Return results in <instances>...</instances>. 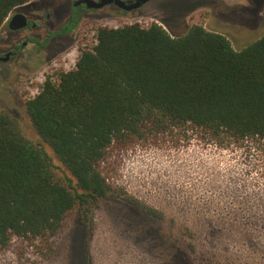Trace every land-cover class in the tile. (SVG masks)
I'll return each instance as SVG.
<instances>
[{
	"label": "rangeland",
	"instance_id": "1",
	"mask_svg": "<svg viewBox=\"0 0 264 264\" xmlns=\"http://www.w3.org/2000/svg\"><path fill=\"white\" fill-rule=\"evenodd\" d=\"M47 1L62 2L56 27L72 10L69 0ZM74 8L80 19L62 39L63 50L54 55L51 44L22 64L0 63V110L46 150L56 178L65 182L71 175L33 129L25 102L40 89L39 75L56 82L61 69L73 66L76 46L91 47L99 26L156 22L180 35L199 24L227 36L236 50L264 32V0H149L130 11L114 4ZM99 170L110 191L90 207L85 224L73 209L54 235L13 236L0 247V264H264V138H215L190 123L151 125L131 141H113Z\"/></svg>",
	"mask_w": 264,
	"mask_h": 264
},
{
	"label": "trees",
	"instance_id": "2",
	"mask_svg": "<svg viewBox=\"0 0 264 264\" xmlns=\"http://www.w3.org/2000/svg\"><path fill=\"white\" fill-rule=\"evenodd\" d=\"M28 1L0 0V25ZM79 19L73 8L62 30ZM95 40L25 102L33 129L71 175L66 182L17 118L0 110V247L13 236L54 235L73 209L85 224L90 207L110 191L99 170L106 149L148 126L190 123L215 138H264V32L236 50L227 36L199 24L171 35L156 22L134 21L99 26Z\"/></svg>",
	"mask_w": 264,
	"mask_h": 264
},
{
	"label": "flooded vegetation",
	"instance_id": "3",
	"mask_svg": "<svg viewBox=\"0 0 264 264\" xmlns=\"http://www.w3.org/2000/svg\"><path fill=\"white\" fill-rule=\"evenodd\" d=\"M32 1L30 0L23 4V6L25 5L24 10L12 9L8 17L0 25V63L2 64L8 63L10 60H12L11 66L22 64L21 62H26L27 59L33 58V55H37L38 52L43 53L51 44L54 45V55L60 52L64 48L61 46L62 39L70 36L74 30H62L63 26L69 22L73 8H86L84 3L75 4L77 0H69L70 4L67 7L72 10L69 11L68 15L65 16V19L58 26L54 27L52 21L56 17L55 14L64 9L62 2ZM114 7L117 6L114 5ZM117 8L123 10L119 7ZM16 13L25 15L27 20L25 26L20 28H11L9 26L11 16ZM82 44L83 42L76 46L73 62L80 53ZM79 45L80 48L77 50ZM32 48L36 50L32 52Z\"/></svg>",
	"mask_w": 264,
	"mask_h": 264
},
{
	"label": "water",
	"instance_id": "4",
	"mask_svg": "<svg viewBox=\"0 0 264 264\" xmlns=\"http://www.w3.org/2000/svg\"><path fill=\"white\" fill-rule=\"evenodd\" d=\"M149 0H77L75 4L84 3L86 8H100L107 4H114L117 7L130 11L141 7ZM26 17L22 13H16L11 16L9 26L11 28H20L26 25Z\"/></svg>",
	"mask_w": 264,
	"mask_h": 264
},
{
	"label": "built area",
	"instance_id": "5",
	"mask_svg": "<svg viewBox=\"0 0 264 264\" xmlns=\"http://www.w3.org/2000/svg\"><path fill=\"white\" fill-rule=\"evenodd\" d=\"M95 41H96V40H95ZM95 41H94V43H95ZM82 45H83V46H81L82 49H84V48H91V47H92V46H91V47L87 46V43H85V42H83ZM67 69H68V68H67ZM37 78H38V80L40 81L41 86H42V84H43V82L45 81L46 77H45V76H42V77H41V76L39 75ZM40 89H41V87H40ZM40 89H38L37 92H39ZM37 92H36V93H37Z\"/></svg>",
	"mask_w": 264,
	"mask_h": 264
}]
</instances>
